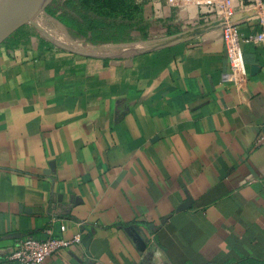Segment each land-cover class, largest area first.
I'll return each instance as SVG.
<instances>
[{
	"label": "crops",
	"instance_id": "0c3cea01",
	"mask_svg": "<svg viewBox=\"0 0 264 264\" xmlns=\"http://www.w3.org/2000/svg\"><path fill=\"white\" fill-rule=\"evenodd\" d=\"M213 1L145 0L166 36L0 45V264L47 227L82 242L43 264H264V40L235 83L222 35L260 32L264 0Z\"/></svg>",
	"mask_w": 264,
	"mask_h": 264
},
{
	"label": "built area",
	"instance_id": "2783aa9c",
	"mask_svg": "<svg viewBox=\"0 0 264 264\" xmlns=\"http://www.w3.org/2000/svg\"><path fill=\"white\" fill-rule=\"evenodd\" d=\"M252 3H260V0H247ZM172 7H185L190 3H197V0H166ZM214 10L227 19L234 14L233 5H229L230 0H214ZM246 4V2H243ZM213 10V11H214ZM262 28L256 34L242 36L235 24L225 23L222 27L223 42L228 61V78L235 83L243 81V44L257 43L264 40V18L260 19ZM264 141L263 137L257 140ZM45 238H36L32 235L20 237L10 253V258L17 264H43L47 257L59 253L62 249L71 245L80 244L82 238L79 233L71 238L55 236L51 227H47Z\"/></svg>",
	"mask_w": 264,
	"mask_h": 264
},
{
	"label": "rangeland",
	"instance_id": "374dc122",
	"mask_svg": "<svg viewBox=\"0 0 264 264\" xmlns=\"http://www.w3.org/2000/svg\"><path fill=\"white\" fill-rule=\"evenodd\" d=\"M121 1L124 0H54L51 4L47 6L46 10L41 13L38 19L36 20V23H38L43 29L35 27L32 24H24L10 37H8L4 42H9L16 36L18 39H23L22 37L24 33L29 30H32L34 32H37V34L40 35L42 38L43 36H45L46 38H50L51 40L56 41L58 46L76 48L81 50L90 42L87 41V36H73L79 30H86L85 24L80 23L81 18L79 15H77L76 11L86 10L89 15H92V17H98L100 12H107L111 14L110 18L105 19L107 20V22L113 19L119 21L121 18L117 16V6H119ZM125 1L126 6L124 5L123 9L128 8L129 5H131L132 7L135 5L137 10H139L145 0ZM138 14L137 11L134 13V17L138 21V25L141 26L150 23L138 18ZM148 24L147 26H149ZM151 24L153 25L152 31L148 29L146 32L147 36H166L171 30L168 27H162V24H159L158 21H154ZM133 37L138 39L146 38L142 33H138L137 35L135 34Z\"/></svg>",
	"mask_w": 264,
	"mask_h": 264
},
{
	"label": "trees",
	"instance_id": "16d2710c",
	"mask_svg": "<svg viewBox=\"0 0 264 264\" xmlns=\"http://www.w3.org/2000/svg\"><path fill=\"white\" fill-rule=\"evenodd\" d=\"M125 4L126 1L124 0L121 1L119 6H117V16L121 18L119 21L113 19L107 22L105 19L110 18L111 15L107 12H100L98 17H92V15H89L86 10H77V15H79L81 18L80 23L85 24L86 30H79L73 36H87V41L92 44L107 43L110 41L124 39L130 31L142 33L146 37L148 26L138 25V21L134 17V13L137 11L138 14L141 11V7L139 10H137L135 5L133 7L129 5L128 8L123 9ZM174 30H170L169 33H172Z\"/></svg>",
	"mask_w": 264,
	"mask_h": 264
},
{
	"label": "water",
	"instance_id": "95a60500",
	"mask_svg": "<svg viewBox=\"0 0 264 264\" xmlns=\"http://www.w3.org/2000/svg\"><path fill=\"white\" fill-rule=\"evenodd\" d=\"M54 0H0V44L24 24L43 29L36 20ZM50 41L57 43L56 41ZM135 235V241L141 239Z\"/></svg>",
	"mask_w": 264,
	"mask_h": 264
}]
</instances>
